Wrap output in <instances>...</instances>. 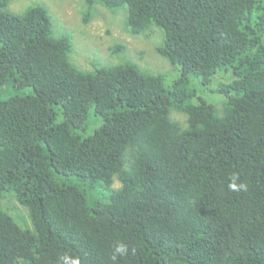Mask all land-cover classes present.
Instances as JSON below:
<instances>
[{"label": "trees", "instance_id": "obj_1", "mask_svg": "<svg viewBox=\"0 0 264 264\" xmlns=\"http://www.w3.org/2000/svg\"><path fill=\"white\" fill-rule=\"evenodd\" d=\"M11 1L0 198L15 196L27 227L0 205V264H264V0L84 1L86 23L101 4L133 35L157 28L171 83L129 59L80 68L44 4ZM219 71L221 111L191 79Z\"/></svg>", "mask_w": 264, "mask_h": 264}, {"label": "rangeland", "instance_id": "obj_2", "mask_svg": "<svg viewBox=\"0 0 264 264\" xmlns=\"http://www.w3.org/2000/svg\"><path fill=\"white\" fill-rule=\"evenodd\" d=\"M85 0H12L8 9L17 13L23 12L30 5L44 4L53 19V28L55 35L70 33L74 43L72 52L73 61L83 69H94L97 65L119 62L123 59H129L137 62L142 68L155 72H164L167 76V83H171L178 72H171L172 64L162 57L155 48V43L160 41L161 34L156 28L150 36L133 35L125 26V11H112L109 8L97 4L89 22L84 21L86 6ZM117 43L126 45L122 53H116L112 47ZM219 74V75H218ZM217 79L210 83H204L199 78L192 76V82L198 89L200 95L215 104L219 111L221 107L219 102L222 100V93L218 90L220 86L231 79L221 71L218 72ZM223 74V75H222ZM219 76H223L220 78ZM4 96H6L4 94ZM223 102V100H222ZM173 118L185 123L186 116L175 112ZM96 124L99 121L95 122ZM93 129V127H92ZM117 186L120 185L116 178ZM94 192H100L99 189H93ZM0 205L3 209L11 213L23 227L27 218L25 210L15 196L8 194L0 198Z\"/></svg>", "mask_w": 264, "mask_h": 264}, {"label": "clouds", "instance_id": "obj_3", "mask_svg": "<svg viewBox=\"0 0 264 264\" xmlns=\"http://www.w3.org/2000/svg\"><path fill=\"white\" fill-rule=\"evenodd\" d=\"M229 188L233 191L247 190V186L243 183H237V178L235 177L233 178V181L229 184ZM115 253L120 256H125L128 253V248L125 244L121 243L116 246ZM113 258L115 259V255L113 256Z\"/></svg>", "mask_w": 264, "mask_h": 264}]
</instances>
